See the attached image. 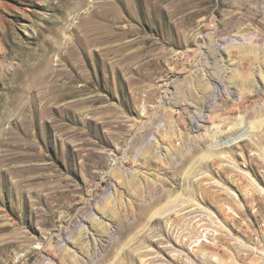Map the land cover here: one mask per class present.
I'll return each instance as SVG.
<instances>
[{"label": "rangeland", "instance_id": "1", "mask_svg": "<svg viewBox=\"0 0 264 264\" xmlns=\"http://www.w3.org/2000/svg\"><path fill=\"white\" fill-rule=\"evenodd\" d=\"M0 264H264V0H0Z\"/></svg>", "mask_w": 264, "mask_h": 264}]
</instances>
